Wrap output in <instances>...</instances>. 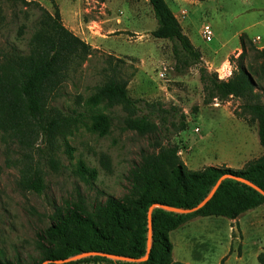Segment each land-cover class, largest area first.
Returning <instances> with one entry per match:
<instances>
[{"label":"rangeland","instance_id":"1","mask_svg":"<svg viewBox=\"0 0 264 264\" xmlns=\"http://www.w3.org/2000/svg\"><path fill=\"white\" fill-rule=\"evenodd\" d=\"M27 1L54 12L50 0ZM54 2L63 24L91 45L93 54L70 70L53 102L82 121L60 137L54 149L43 142L29 151L21 149L0 132V251L7 260L29 264H36L41 258L39 234L51 225L56 208L79 200L93 206L109 196L123 197L130 188L129 171L140 163L143 151L155 149V142L178 146L181 160L194 171L208 166L239 170L263 155L258 126L248 121L251 118L243 112V101L230 98L205 104L199 69L205 67L218 76L232 73L236 63L230 61L241 54L242 35L256 48L264 46V0H167L202 55L199 65L181 71L176 68L174 43L152 35L158 23L147 0ZM5 15L0 46L16 47L27 54L39 9L6 5ZM205 24L214 31L210 43L202 37ZM109 57L123 61L120 67L129 81V95L159 124L157 138L127 130L121 107L89 103V97L109 74ZM259 63L249 49L246 64H252L254 72L259 73ZM255 78L264 86L263 76ZM98 115L112 119L106 134L93 128V118ZM104 157L110 166L104 164ZM26 165L43 172L47 189L42 194L20 185ZM82 165L97 172L95 179L87 177L89 183L81 177ZM170 240L175 248L173 261L261 264L258 256L264 253V205L236 220L194 218L172 232Z\"/></svg>","mask_w":264,"mask_h":264},{"label":"trees","instance_id":"2","mask_svg":"<svg viewBox=\"0 0 264 264\" xmlns=\"http://www.w3.org/2000/svg\"><path fill=\"white\" fill-rule=\"evenodd\" d=\"M50 1L53 13L36 2L0 0V31L6 24V5L34 6L40 11L27 54L16 47L0 46V132L28 151L37 147L39 142L47 143L54 149L60 137L82 123L76 115L66 114L53 102L70 70L85 63L93 54L91 45L63 24L59 7L54 0ZM96 1L104 4L109 0ZM147 1L158 23L152 35L174 43L176 68L181 71L199 65L202 55L184 33L167 0ZM240 42L242 51L238 58H231L230 62L236 64L228 80H220L216 72H209L205 67L199 69L205 104L230 98L243 101V112L251 118L248 121L258 125L263 155L239 170L208 166L194 171L181 160L178 146L155 142V149L143 151L140 163L129 171L127 181L130 188L123 197L109 196L93 206L79 200L67 204L65 208H56L51 225L39 234L37 244L41 258L36 264H57V261L86 252L142 259L148 255V213L151 207H155L152 212V245L146 261L130 263L93 256L69 264H184L173 261L171 232L197 217L236 220L242 214L264 205V196L246 184L228 178L222 182L214 197L193 214H178L163 208L196 207L224 175L244 179L264 190V86L255 78L264 77V48L253 46L246 35L241 36ZM249 49L253 59L260 61L259 73L254 72L252 64H246ZM115 60L108 58L109 74L89 97V103L104 104L108 108L121 107L127 130L142 137L157 138L159 124L144 113L139 101L129 95V81L120 67L123 61ZM111 126L112 119L106 115L93 118V128L102 135ZM181 128L184 130L186 125ZM103 162L110 166L107 157ZM1 174L0 165V177ZM80 174L87 183V177L93 180L97 176L96 171H90L84 165ZM20 185L38 194L47 189L43 172L32 165L22 169ZM258 260L264 264V253L258 256ZM0 264L29 263L7 260L0 251Z\"/></svg>","mask_w":264,"mask_h":264},{"label":"water","instance_id":"3","mask_svg":"<svg viewBox=\"0 0 264 264\" xmlns=\"http://www.w3.org/2000/svg\"><path fill=\"white\" fill-rule=\"evenodd\" d=\"M228 178L234 179V180L239 181L241 183H244L247 186L251 187L252 189L256 190L262 196H264V190L261 189L260 187H258L257 185L253 184L252 182H249V181H246L244 179L237 178V177H234L231 175H224L219 179V181L213 187V189L211 190L209 195L196 207H194L192 209H177V208H169V207H163V208L167 211H172V212H175L178 214H193V213L199 211L200 209H202L214 197L215 193L217 192V190L220 187V185L222 184V182ZM156 207H160V206H156ZM154 208L155 207H151L149 210V213H148V220H149L148 255L150 253L151 245H152V212H153ZM148 255L142 259H134V258H130V257L116 256V255H110V254L99 253V252H86V253L80 254L78 256H75L73 258H69L67 260L57 261L56 263L57 264H67V263H70L72 261H77V260H80L83 258L93 257V256L105 257V258H108V259H111L114 261L141 263V262H144L148 259V257H149ZM44 264H47V263H44Z\"/></svg>","mask_w":264,"mask_h":264},{"label":"built area","instance_id":"4","mask_svg":"<svg viewBox=\"0 0 264 264\" xmlns=\"http://www.w3.org/2000/svg\"><path fill=\"white\" fill-rule=\"evenodd\" d=\"M202 37H203V40L205 42H207V43L212 42V40L214 38V31H213V29H212V27H211L210 24H205L203 26V29H202ZM231 76H232V73H231V71H229L228 75H226V76L224 75L223 76V75L219 74L218 77H219L220 80H228L227 78H229Z\"/></svg>","mask_w":264,"mask_h":264},{"label":"crops","instance_id":"5","mask_svg":"<svg viewBox=\"0 0 264 264\" xmlns=\"http://www.w3.org/2000/svg\"><path fill=\"white\" fill-rule=\"evenodd\" d=\"M180 24H181V26H182V23H181V22H180ZM183 30H184V29H183ZM184 33H185V32H184ZM262 48H264V46H263ZM257 126H258V125H257ZM258 208H259V207H258ZM242 215H243V214H242ZM242 215H241V216H242ZM241 216H240V217H241ZM255 219H256V218H255ZM183 226H184V225H183ZM181 227H182V226H181ZM181 227H180V228H181ZM178 229H179V228H178ZM178 229H177V230H178ZM173 232H174V231H173ZM171 233H172V232H171ZM171 233H170V234H171ZM172 244H173V243H172ZM174 249H175V248H174V245H173V258H174ZM174 261H175V262H181V263H184V264H188V263L185 262V260H176V259H174ZM223 262H224V261H223Z\"/></svg>","mask_w":264,"mask_h":264}]
</instances>
